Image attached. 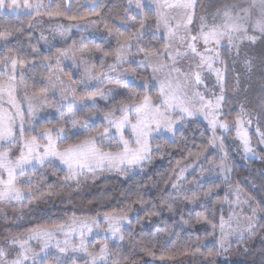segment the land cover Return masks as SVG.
Listing matches in <instances>:
<instances>
[{
    "label": "trees",
    "instance_id": "obj_1",
    "mask_svg": "<svg viewBox=\"0 0 264 264\" xmlns=\"http://www.w3.org/2000/svg\"><path fill=\"white\" fill-rule=\"evenodd\" d=\"M204 1L199 0L195 17ZM127 7V0H52L41 10V15L34 13L31 16H12L0 13V33H11L7 43L10 48L16 50L13 53L3 48L0 57L4 54L9 56L21 54V59L24 61L23 69L18 67V74L23 71L25 76L23 84L19 79L17 81L19 85L17 95L21 96L22 88L25 87L28 94L41 96V90L46 88L42 95L49 105H53L55 99L46 86L53 76L51 68L57 59L58 50L73 47L79 54V48L73 46L79 35L74 33L80 31L78 30L80 24L89 21L98 23L101 29L112 37L113 46H117V28L123 36L131 35L133 39L136 36L133 33L141 29L142 18L133 15L128 20V24H135L136 29L126 28L120 20L125 16ZM143 16L149 20L146 27L147 34L143 38V50L162 51L165 41L150 34L155 27L154 14L145 10ZM37 20L43 21V24ZM29 24L32 27H29ZM44 24L55 27L56 31L53 33L38 31V28ZM72 32L73 36L70 37ZM88 33L89 31L86 34ZM1 42L4 45V41ZM100 44L101 42H97L94 45L99 46ZM33 47L36 51L32 50ZM243 50L244 53H242ZM263 50L264 37L258 38L255 44L244 41L240 45V55L237 56L233 49H230L229 53L226 50L223 57L224 63L221 64L224 68V101L220 120L227 121L237 130L236 120L238 117L241 118L243 129L249 132L252 148L260 145L259 142L262 141V134H264V113L261 109V101L264 100ZM44 56H49L50 60H44ZM245 59L252 61L251 71L245 65ZM49 64L52 65L51 68L47 67ZM237 75L240 78L239 86L236 85ZM65 76L71 79L68 71L65 72ZM72 79L76 87L75 78ZM122 88L125 92L127 91L128 95L122 97L119 102H127L130 94L139 97L147 94L153 99L157 96L156 88H152L149 92L133 84L123 85ZM76 93L80 94L79 91ZM241 105L244 107L245 115L241 114ZM111 108V106L99 108L90 113L85 108L80 112L92 119L109 112ZM63 119L62 121H65V118ZM62 121L55 119L40 121L35 130L26 134L25 137L29 139L34 135L39 141L40 134L46 129L58 130L61 125L66 133H70V126ZM78 121L80 124L78 126L86 128L87 132L59 141L60 149L69 144L79 143L88 133L95 135L105 128L99 122L83 124V119ZM114 142L111 143L115 144ZM106 146H110L111 149L113 147L112 144ZM256 148L253 149L254 158H246L245 162H241L236 156L234 147L224 137L222 155L230 172L225 178L220 176L210 178L212 167L217 168L220 160L219 153L212 146V132L207 123L195 119L184 121L182 127L174 132L172 137L155 138L151 142L150 160L142 167L124 172L126 175L124 182L118 183L110 179L103 181L89 197L90 201L96 204L101 215L106 212L118 214L129 205L132 208L129 212L132 223L122 231L124 240L111 244L108 241L104 242L115 253L109 258V264L112 260H117L119 264H183L187 261L208 264L209 260L213 264H264V244L250 245L251 236L246 237L243 242H232L229 248L222 249L216 235L220 231L221 218L225 222L230 218L229 204L235 200V195L241 190L245 192L250 204L260 217L259 227L255 230V234H259L264 229V168L261 166L264 151L258 152ZM106 150H108L107 147ZM112 150H117V147ZM13 153L19 154L18 151ZM189 168L191 169L185 174V179L180 180V170ZM66 177L68 173L59 164L48 163L19 178L18 184L25 189H31L34 195L29 201L9 205L12 208H21L22 213L19 220L21 223L14 235L30 233L31 230L37 228H54L68 224V220L53 216V210L48 206V203L53 204L55 198L66 190L69 185V178L66 179ZM173 182L178 184L183 193L191 196L195 192L200 199L189 203L183 193H176V190L170 187ZM168 193L176 194L168 195ZM204 193H207V196ZM161 198H165L170 203L171 211L168 210V205H161ZM140 199L147 202L143 207L149 209L148 213L143 211L139 202L134 203ZM177 204L184 206L182 209L185 211L184 215L175 216ZM152 205H156V208H152ZM152 211H156L157 214L151 215ZM205 216L211 223H205L203 220L200 223L196 222L197 217ZM184 221L187 223H183ZM212 232H216L215 235H212ZM261 237L264 239V234ZM96 243L98 249L103 241ZM197 246H199V252L193 254L191 250ZM117 248L120 249L119 252L116 251ZM185 251L189 254L185 255ZM209 253L212 255L209 256ZM85 261L86 259L82 257L76 261H66L65 264H85Z\"/></svg>",
    "mask_w": 264,
    "mask_h": 264
},
{
    "label": "snow or ice",
    "instance_id": "obj_2",
    "mask_svg": "<svg viewBox=\"0 0 264 264\" xmlns=\"http://www.w3.org/2000/svg\"><path fill=\"white\" fill-rule=\"evenodd\" d=\"M155 5V19L157 28L161 25L165 30V39L168 41H178V47L173 55L167 49L171 47V43L166 44L164 53L165 60L172 61V64L160 63L158 66H152L153 72H159L164 68L169 71L165 78L159 82V94L153 99L152 96L145 94L143 97L130 95L127 102L121 101L118 105H113L112 109L103 117L107 121L108 127H105L102 132H97L95 135L88 133L87 136L79 143L69 144L62 150L57 145V141L53 136L59 138L64 132L61 125L58 130L53 132L51 129H46L40 136L39 141L36 136H30L29 139H24L23 116L20 112L19 105L16 102L15 92L18 88L16 83L19 79L20 83H24L25 73L20 72L17 76V69H23L24 61L21 59V54L7 55L0 57V203L24 202L33 198L31 189H25L18 184L19 178L27 175L36 164L43 166L49 158H56L61 164L68 169V178H75L87 173H96L105 170H115L126 172L130 167H142L143 162L150 160L149 156V137L153 132H172L174 126L186 117L203 115L208 120L209 125L213 129V139H215V129L217 127L227 130L228 122H220L218 120V112L224 101V86L223 75L215 64L219 62L223 64L219 49L227 46L228 49H235L236 55H240V45L244 41L255 44L259 37H264V0H250L245 5L237 3L235 0H225L222 6L216 7L211 13V18L202 15L199 18V28L195 32L189 27L193 23L195 9L199 6V0H151ZM128 7L125 9V16L121 18L120 23L126 28L136 29L135 24H128V20L133 17L131 12L133 5L136 9L143 8L141 0H127ZM45 7L43 0H0V12L19 14L20 10H26L25 14L31 16L41 15V9ZM51 15L52 13H48ZM62 14V13H57ZM95 14V13H94ZM147 19V17H145ZM29 27H32L29 24ZM144 27L143 20L140 21V28ZM116 43L118 47L115 49V62L108 65L109 71H116L118 65H121L125 58V51L133 47L131 40L132 36H123L119 28L116 29ZM259 33V37L256 35ZM11 33H0V41H4V48L7 52L15 53L16 50L8 46V37ZM133 35H139L138 30ZM31 37L29 36V41ZM203 45L201 51L198 47ZM31 46V45H30ZM139 47V45H137ZM183 49V51L181 50ZM33 51L36 49L33 47ZM99 51V49H97ZM68 55L67 50H58V58L56 63H60L59 57ZM109 55V53H105ZM160 55L158 52H145V59L150 56ZM196 60L195 69L189 66L188 71H182L176 67L177 58L188 57ZM44 60H50L49 56H44ZM101 67L104 66V59L99 60ZM245 65L251 71L252 61L245 59ZM47 67L51 68L49 64ZM207 69L214 72L217 77V82L220 84V94H212V98H206L195 86L203 84L201 71ZM105 79H113L107 73H101ZM89 79H100L99 76L88 74ZM183 77V79H181ZM118 83H124L119 76L115 77ZM103 83V79H100ZM63 81H61V84ZM239 75L236 77V85L239 86ZM26 86V85H25ZM55 87V84H52ZM146 86V85H145ZM47 87V86H46ZM46 90H41L39 99L44 100L42 93ZM73 99L67 104H61V107H67L68 115L71 118L73 127H76L77 121L83 119L87 124L89 117L75 109V93H72ZM92 103L85 104L88 112L95 110V97L97 95L104 96L103 90L90 93ZM5 96L7 97L5 101ZM67 99V96H63ZM262 113H264V100L261 101ZM32 112V101L29 99V114ZM241 114L245 115L244 107L241 105ZM118 117V118H117ZM20 121V129L17 134L16 126L17 119ZM250 122V121H249ZM241 118H237L238 126L237 134L243 140L245 151L251 152L247 133L239 126L242 125ZM131 130L133 139L125 138L124 130ZM115 129V132L109 136V133ZM259 131V129H258ZM119 137L117 150H112L110 146H106V139H115ZM22 141V147L18 150L19 154L13 153V147ZM46 141V143H40ZM262 142H264V134H262ZM135 145L133 147L132 145ZM106 147L108 150H106ZM181 175L185 169H181ZM167 183V181H166ZM170 187L176 190V193H183V190L178 187L176 182L171 183ZM211 191V189L209 190ZM27 193V195H26ZM176 193H168L174 195ZM184 194V198L189 203H194L200 199V196L193 192L191 196ZM207 196V193H204ZM139 202L144 212L148 213L149 209L144 208L147 203L143 199L135 201ZM161 205H168V210L172 208L170 203L161 198ZM156 208V205H152ZM132 211L131 205L123 209L121 212L103 214L102 219L97 217L91 220L72 218V223L65 226H57L54 228H37L24 238H13L10 242L13 246H18V251L10 258V254L0 248V264H43V260L48 256H52L57 264H62L60 256L50 253V248H55L61 255L71 253H84L90 259L91 264H109V258L115 253L109 249L108 244H103L96 251H88L86 238L88 234L93 232L94 228H99L101 224H107L106 233H110L113 239L119 241L124 240L122 230L124 224L131 225L132 218L129 212ZM256 209H253L255 215ZM151 215H156V211L150 212ZM138 219V217H137ZM251 220V218H249ZM203 220L205 223H211L208 217H197L196 222L200 223ZM183 223H187L184 221ZM220 247L225 248L226 235L235 234L238 242H243L246 239L245 232L248 236L255 234V229L258 225L249 223L248 226L239 232L232 230L225 233V221L221 218L220 221ZM215 228V224H213ZM79 234V242L69 239L76 233ZM58 234H63L65 239L63 244L56 239ZM107 239V236H105ZM36 240L41 242L40 251L36 252L30 246L29 241ZM55 240V244L52 241ZM119 248L116 249L119 252ZM226 250V249H225ZM194 254L199 252V246L191 250ZM43 253V259H38ZM185 255L189 252L185 251ZM203 255V253H201ZM209 256L212 253L208 254ZM163 258V257H162ZM111 264H119L117 260H112ZM208 264H213L209 260Z\"/></svg>",
    "mask_w": 264,
    "mask_h": 264
},
{
    "label": "rangeland",
    "instance_id": "obj_3",
    "mask_svg": "<svg viewBox=\"0 0 264 264\" xmlns=\"http://www.w3.org/2000/svg\"><path fill=\"white\" fill-rule=\"evenodd\" d=\"M52 0H43L44 5L50 4ZM143 8L136 9L133 5V8L131 12L139 17L142 18L144 22V27L141 28L138 32L139 35H136L132 40L131 43L133 47L127 49L125 51V58L121 65H118L116 71H109L108 65L115 62L114 52L115 49L118 47L113 46L112 43V37L105 33L101 29L100 26H98V23L96 25L93 21L86 22L85 24H80L81 29L79 28L78 32H75V35H79L78 40L76 44H73V46H76L79 48L78 53L75 52L73 49H67L68 55L65 57H59L60 63L57 64L56 61L54 62V66L51 68L53 71L52 78L48 81L47 87L52 95V97L55 99L53 105H49L46 100L39 99L40 96L38 95H30L27 93V89L23 87L21 96L17 95V90L15 92V98L16 102L19 105L20 112L23 116V129H24V139H27L25 137L26 134H29L35 130V127L39 124L40 121L43 120H64L62 121L64 124L70 126V133H66L65 129L62 135L57 138L53 136V139L57 141V145H59V141H64L67 138H74L77 135H80L81 133L84 134L87 132V129L80 128L78 125L76 127L72 126L71 118L68 115V109L67 107H61V104H67L68 101L73 99L72 93H75V109L82 111L85 109L84 105L91 104L92 98L90 93L94 90H103L105 93L104 96L97 95L95 97V109H101L106 108L108 106L113 107L114 103L115 105H118L120 102L119 100L124 97L127 91L125 92V89L122 88L123 85L127 84H133L136 87L145 90L146 92H149L152 88L157 89V95L159 94V82L165 78L167 75L169 69L164 68L159 72H153L152 66H158L160 63H166L171 65L172 61L165 60L164 53L166 51V44L171 43V47L167 49L168 52H171L173 55L175 54V51L178 47H180L178 41H168L165 39V30L163 26L161 25L159 28H157L156 19H155V27L152 29V32L150 33L152 36L163 39L165 41V47L162 51L158 52L160 55L157 56H150L148 59H145V52L143 50L144 41L143 38L147 34L146 27L149 24V20L145 19L143 14L145 10L151 11L155 16V5L151 2V0H141ZM225 0H205L201 6V9L196 16L193 18V23L189 27L195 32L199 28V18L202 15L208 16V18H211V13L215 10L216 7H220L223 5ZM231 2V0H229ZM237 3H242L247 5L250 0H235ZM44 8V7H43ZM196 12V9H195ZM4 14H13V13H5ZM93 22V23H92ZM88 23V24H87ZM94 24V25H93ZM86 29H90L88 34L83 35L82 33L86 32ZM38 31L42 32H49L53 33L56 31L55 27L49 26L48 24H44L38 28ZM56 33V32H55ZM259 37V33L256 34ZM260 38V37H259ZM92 42H86L89 41ZM86 42V44H84ZM97 42H101L99 46L94 45ZM83 44V45H82ZM139 45V47H137ZM198 47L200 50H203V45L199 44ZM4 48L3 43H0V52ZM227 47H221L219 49L221 58L223 59L224 55L226 54L225 51L229 53L230 49H226ZM99 49V51H97ZM183 51V49H181ZM235 51V49H233ZM246 50V49H244ZM243 50L242 53L245 51ZM248 50V48H247ZM246 50V51H247ZM264 52V50H263ZM105 53H109V55H105ZM58 58V56H57ZM103 58L105 63L104 66L101 67L99 60ZM57 60V59H56ZM235 60V59H234ZM195 63L196 60L191 58L189 55L188 57H180L177 58L176 61V67H179L182 69V71H188L189 66L193 69H195ZM216 68L221 69L222 75L224 73L223 66L217 62L215 64ZM68 71L70 74V78L68 79L65 76V72ZM91 73L93 76H99L100 79H103V83L100 82V79H89L88 74ZM101 73H107L108 76L113 77V79H105L102 76H100ZM17 76L18 69H17ZM119 76L120 80L124 81V83H118L115 80V77ZM201 76L203 80V84L195 86L202 94L206 96V98H212V94L215 93L216 95L220 94V84L217 82V77L214 72H211L207 69H203L201 71ZM75 78L76 87L73 82V79ZM183 79V77H181ZM224 79V76H223ZM18 81V80H17ZM61 81L63 83L61 84ZM17 83V82H16ZM55 84V87L52 86V84ZM146 85V86H145ZM79 91L80 94L78 95L76 92ZM132 95V94H130ZM63 96H67V99H63ZM157 97V96H156ZM7 97L5 96V101ZM29 99L32 101V112L29 114ZM155 100V98H154ZM112 109V108H111ZM221 108L218 112V120L220 122H223L220 120V114H221ZM108 113V112H107ZM104 114H100L95 116L94 118H89L88 122H99L100 124L104 125L105 127H108L107 121L103 119ZM118 118V117H117ZM200 120L209 126L211 132H212V146L216 149V151L219 153V160L220 163L217 165V168L214 166L212 167V174L211 177H222L225 178L228 173L230 172L223 154L222 150V139L226 137V140L228 143H230L234 149L236 156H238V160L241 162H245L244 159L246 158H254V150L256 147L252 148L251 141L249 138V132L247 129H243V124L240 126L243 131L247 133L248 139H249V146L253 151L246 152L245 146L243 143V140L240 138V136L237 134V130L235 127L228 124V129H222L217 127L215 129V139H213V129L209 125L208 120H206L203 115H196L193 117H186L184 120L179 121L175 126L172 132H153L151 136L149 137V156L151 152V142L159 137V136H166V137H172L174 132L179 130L184 121L188 120ZM83 124H85V121H82ZM20 129V121L19 118L17 119V126L16 131L17 134L19 133ZM55 132L56 130H52ZM115 132V129H112V131L109 133V136L112 135V133ZM43 134V133H42ZM40 134V136L42 135ZM125 138L132 140L133 136L131 133V130L129 128H126L124 130ZM111 143V142H113ZM119 141V137L117 136L115 139H106L104 141L105 145H113L112 149H115L117 147ZM22 141L17 143L12 151H18L22 147ZM46 143V141H44ZM260 145H257L256 151L263 152L264 151V143L262 141L259 142ZM135 147V145H132ZM260 147V148H259ZM62 150V149H61ZM255 151V152H256ZM257 152V153H258ZM19 153V151H18ZM148 160L144 161L147 162ZM48 163H57L59 164L67 173L68 169L65 165L61 164L60 161L56 158H49V160L45 161V164ZM43 165V166H44ZM40 164H36L34 169H38L43 167ZM261 166L264 168V160H261ZM136 167H130L128 170H132ZM32 169V170H34ZM185 169V171L180 175V180L185 179V174L190 170ZM31 170V171H32ZM30 171V172H31ZM115 182L121 183L126 180V175L124 172H119L115 170H105V171H97L96 173H87L86 175H80L75 178H69V185L67 186L66 190L59 196L55 198L53 201V204L48 203L49 208H52L53 213L55 217L63 218L65 220H68V224L64 225L67 227L72 223V218L78 217L80 219L85 220H91L93 218H101L103 215L100 214V210L96 208V204L92 201H90V198L92 194L96 191V188H99L103 181L109 180ZM99 186V187H98ZM27 195V193H26ZM16 203H22V202H12L11 204ZM9 203H0V248H3L5 252L10 254V258L13 257L18 251V246L11 245V241L13 238H24L29 233H22V235H14L16 230L19 228V220L21 219L22 213L21 208H12L9 206ZM230 207V218L227 222H225V233H229L232 230H235L236 232L244 230L248 224L251 222L255 225H258L259 227V221L260 217L259 214L255 213L253 215V209H255L251 204L249 199L246 197L244 191H238L235 195V200L229 204ZM184 206L181 204H177L175 209V216H182L185 214ZM52 213V212H51ZM130 216V215H129ZM251 218V220L249 219ZM129 226V224L125 223L123 230L126 229ZM258 227L256 229H258ZM107 224H101L99 228H94L93 232L91 234L87 235L86 238V244L88 246V251H96L98 250L103 244H105V241H108L111 243H118L120 242L117 239H113L110 233H106ZM255 229V230H256ZM122 230V231H123ZM264 229L259 232V234L251 235L250 245L254 246L256 244H264V239H262V235L264 234ZM220 232L221 230L216 233L212 232V235L218 236L219 239V245H220ZM105 236H107V239H105ZM246 237L248 234L245 232ZM61 244H63V241L65 239L63 234H58L57 238ZM69 239L74 240L75 242H79V234L78 232ZM103 241V244L97 249V243ZM237 241V236L235 234L226 235L224 244L225 248H229L232 242ZM55 240L52 241L53 244H55ZM30 246L33 248L34 251L39 252L41 247V242H38L36 240L29 241ZM247 248V247H246ZM50 253L55 254L57 256H60V261L62 264H65L66 261H76L79 258H85V264H91L90 259L86 256L84 253H71L69 252L67 255H61L57 252V250L53 247L48 250ZM38 259H43V253L40 254V257ZM28 264H31V261L28 262ZM43 264H57L52 258V256H48L47 259L43 260ZM183 264H200V263H189V261L183 263Z\"/></svg>",
    "mask_w": 264,
    "mask_h": 264
},
{
    "label": "crops",
    "instance_id": "obj_4",
    "mask_svg": "<svg viewBox=\"0 0 264 264\" xmlns=\"http://www.w3.org/2000/svg\"><path fill=\"white\" fill-rule=\"evenodd\" d=\"M43 9V8H42ZM41 9V10H42ZM25 12H26V10H20V12H19V14L18 15H26L25 14ZM1 13V12H0ZM1 14H4V13H1ZM33 14H34V12H33ZM8 15H10V14H8ZM12 16H16L17 14H11ZM37 22H40V24H43V21H41V20H37ZM52 22H54V21H52ZM93 23V22H92ZM83 24H85V23H83ZM88 24V23H87ZM95 25H96V23H94ZM93 24V25H94ZM98 26H99V24H98ZM79 28L81 29V27H80V25H79ZM89 31V29H86V32H84V33H82L83 35H85L87 32ZM73 36V32L70 34V37H72ZM40 38L41 39H44V38H42L41 36H40ZM52 78V77H51ZM50 78V79H51Z\"/></svg>",
    "mask_w": 264,
    "mask_h": 264
}]
</instances>
